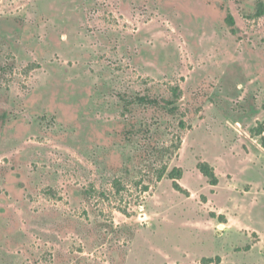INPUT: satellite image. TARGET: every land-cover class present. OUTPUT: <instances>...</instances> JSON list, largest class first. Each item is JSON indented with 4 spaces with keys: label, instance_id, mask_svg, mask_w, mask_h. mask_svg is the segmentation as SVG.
<instances>
[{
    "label": "rangeland",
    "instance_id": "obj_1",
    "mask_svg": "<svg viewBox=\"0 0 264 264\" xmlns=\"http://www.w3.org/2000/svg\"><path fill=\"white\" fill-rule=\"evenodd\" d=\"M257 1L0 0V264H264Z\"/></svg>",
    "mask_w": 264,
    "mask_h": 264
},
{
    "label": "trees",
    "instance_id": "obj_2",
    "mask_svg": "<svg viewBox=\"0 0 264 264\" xmlns=\"http://www.w3.org/2000/svg\"><path fill=\"white\" fill-rule=\"evenodd\" d=\"M263 14H264V2L262 0H258L256 3L255 12L252 14V16L258 18V17H261ZM225 21L228 24L230 31L234 33L235 32V29H234L235 22H234V18L232 14L229 11L226 13ZM171 93H172L171 99H161L157 97H149L147 95H136L134 97V100L138 102L139 104L151 105V106H157L163 103L165 106H168L169 112L174 113L177 109L176 102L179 99L180 93H181L179 86L171 87ZM179 127L180 128L185 127L183 120L179 121ZM257 133L262 134L261 144L264 147V126L263 124L260 125ZM180 142H181V138L177 137L175 145H171L172 151L173 150L175 151V149L179 147ZM197 169L203 176L207 178L209 184L216 185L218 183V177L215 174L214 168L207 161H199L197 163ZM165 175L167 176L168 179L172 181V186L175 190L181 193H184V194L188 193L187 190L184 189L178 182V180L182 176L181 167L173 166L169 171H167L166 165L160 167V169L157 170L156 180L157 181L160 180ZM117 184H120V183L116 182V186ZM144 188L146 189L147 187L145 186ZM203 262L204 263L219 262V257L217 256L215 259L206 258L203 260Z\"/></svg>",
    "mask_w": 264,
    "mask_h": 264
}]
</instances>
